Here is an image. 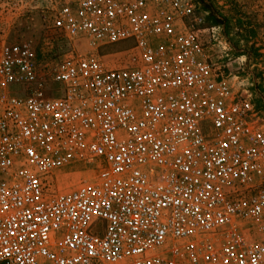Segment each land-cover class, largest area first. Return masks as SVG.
<instances>
[{
    "label": "built area",
    "instance_id": "built-area-1",
    "mask_svg": "<svg viewBox=\"0 0 264 264\" xmlns=\"http://www.w3.org/2000/svg\"><path fill=\"white\" fill-rule=\"evenodd\" d=\"M46 1L72 50L51 78L29 43L0 54V264H264V127L194 0Z\"/></svg>",
    "mask_w": 264,
    "mask_h": 264
},
{
    "label": "rangeland",
    "instance_id": "rangeland-1",
    "mask_svg": "<svg viewBox=\"0 0 264 264\" xmlns=\"http://www.w3.org/2000/svg\"><path fill=\"white\" fill-rule=\"evenodd\" d=\"M240 1L194 0L195 17L202 21L198 29L207 31L202 40L212 64L236 83L237 90L251 96L257 119L264 127V0ZM48 7L46 0H0V54L7 44H31L37 53L39 73L46 81L72 51L63 38L53 37L48 30ZM131 47L127 43L102 48L100 55L108 65L121 63V56ZM89 50L84 42L76 46L80 55ZM47 85L51 96L54 85ZM94 177V172L83 168L67 169L51 179L50 190L68 191Z\"/></svg>",
    "mask_w": 264,
    "mask_h": 264
},
{
    "label": "trees",
    "instance_id": "trees-1",
    "mask_svg": "<svg viewBox=\"0 0 264 264\" xmlns=\"http://www.w3.org/2000/svg\"><path fill=\"white\" fill-rule=\"evenodd\" d=\"M127 43H131V42H126V43H122V44H127ZM131 45H132V43H131ZM133 46V45H132ZM128 49V48H127Z\"/></svg>",
    "mask_w": 264,
    "mask_h": 264
},
{
    "label": "crops",
    "instance_id": "crops-1",
    "mask_svg": "<svg viewBox=\"0 0 264 264\" xmlns=\"http://www.w3.org/2000/svg\"><path fill=\"white\" fill-rule=\"evenodd\" d=\"M237 3L241 2L240 0H236Z\"/></svg>",
    "mask_w": 264,
    "mask_h": 264
}]
</instances>
